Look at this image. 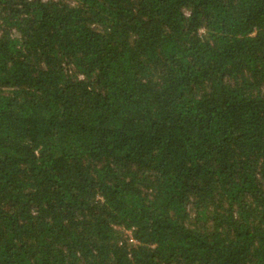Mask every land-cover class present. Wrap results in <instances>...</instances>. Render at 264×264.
<instances>
[{
	"label": "trees",
	"instance_id": "1",
	"mask_svg": "<svg viewBox=\"0 0 264 264\" xmlns=\"http://www.w3.org/2000/svg\"><path fill=\"white\" fill-rule=\"evenodd\" d=\"M0 264H264V0H0Z\"/></svg>",
	"mask_w": 264,
	"mask_h": 264
}]
</instances>
